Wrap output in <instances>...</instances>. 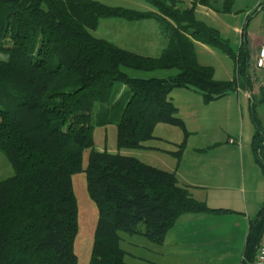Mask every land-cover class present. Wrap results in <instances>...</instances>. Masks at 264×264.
<instances>
[{"label": "trees", "instance_id": "obj_1", "mask_svg": "<svg viewBox=\"0 0 264 264\" xmlns=\"http://www.w3.org/2000/svg\"><path fill=\"white\" fill-rule=\"evenodd\" d=\"M148 1L155 12L97 0H0V151L13 170L0 180V264H77L72 176L80 171L97 209L89 264H129L119 231L162 244L184 213L230 211L208 207L174 172L122 151L144 147L155 137V126L164 123L182 130V140L170 151L180 159L188 132L170 99L175 88L191 89L205 102L241 84L252 88L245 40L233 54L216 29L194 16L195 5L227 12L233 0H222L220 9L217 0H192L183 10L174 0ZM103 18H153L168 44L152 57L95 37L91 31ZM195 41L231 53L235 77L215 79L213 68L196 60ZM128 68H175L177 73L137 78ZM115 83L125 88L113 99ZM117 107L122 108L116 120L117 151L95 149V126L111 123ZM263 138L256 126L251 148L264 178ZM263 237L264 200L249 220L239 264L253 260Z\"/></svg>", "mask_w": 264, "mask_h": 264}, {"label": "rangeland", "instance_id": "obj_2", "mask_svg": "<svg viewBox=\"0 0 264 264\" xmlns=\"http://www.w3.org/2000/svg\"><path fill=\"white\" fill-rule=\"evenodd\" d=\"M97 1L139 12L156 11L155 6L148 0ZM168 2L170 3L171 0ZM174 2L180 10L193 5L192 0H174ZM257 3L258 0H233L231 9L227 12L209 9L203 5H195L194 16L207 26L216 29L219 37L226 41L230 51L236 54L241 40L245 38V36L242 38L240 30L245 28L244 30L247 29L248 35L264 38V9L247 16V12L252 11ZM221 4L222 0H217L215 8L220 9ZM112 27L107 22H100L91 33L95 37L112 41L117 34L115 31L113 32ZM129 30L135 34L138 48L141 51L138 54L149 53L147 56L157 57L168 44L167 36L160 31L158 22L153 18H146L137 25L129 27ZM116 31L119 32V27ZM247 40L249 41V38ZM194 46L196 60L202 65L211 66L214 70L215 79L231 80L235 77V60L231 53H226L217 46L207 45L199 41H195ZM255 56L250 55L248 59L247 71H249L252 81L251 89H249L250 87L245 88V85L241 84L228 95L207 102L202 100L199 93L188 96L182 88H175L171 91L170 99L178 105L177 115L183 119L188 132L185 148L179 160L171 154L156 149L143 147L131 149L138 152V158L141 161L181 176L182 174L190 175L193 181H201L202 176L208 174L202 168L204 164L222 163L226 166L227 179L223 182L225 189L220 191L211 189L210 194H215L214 203L219 207L222 203L237 209V211L242 209L241 206L244 201L248 200L251 210L255 205L256 207L257 205L260 206L264 200V178L259 165L254 160L251 148V139L256 131V126L259 128L262 138L264 137V71L255 70ZM125 70L130 76L137 78H165L177 73L175 68L153 71L129 68ZM121 87H123L121 83H115L113 99L117 98L114 94ZM246 89H249L250 98L245 94ZM0 107L3 106L0 105ZM99 107L100 105L97 104L95 112ZM121 112L122 108H114L110 113L112 115L111 123L105 127L95 126L93 132L95 149H107L109 151L117 149L116 120L120 117ZM172 128L175 129L173 137L177 138V134L181 133L180 140H182V130L176 126ZM229 140L233 142V145ZM158 145L167 147L163 143H158ZM216 145L217 147H215ZM261 148V157L264 159V140L261 143ZM88 152V149L83 152V167L86 165ZM12 174L10 162L0 151V180ZM72 184L78 212V231L74 242V251L78 258L77 264H89L93 234L97 223V209L88 194L84 171L73 174ZM227 210L230 209L227 208ZM119 237L120 246L125 252V261L129 264H148L143 261L142 257L145 258L148 254L151 256L152 252L159 251L158 244L150 241L143 234L119 231ZM199 255L202 254L199 253ZM153 256L156 257L154 254Z\"/></svg>", "mask_w": 264, "mask_h": 264}, {"label": "crops", "instance_id": "obj_3", "mask_svg": "<svg viewBox=\"0 0 264 264\" xmlns=\"http://www.w3.org/2000/svg\"><path fill=\"white\" fill-rule=\"evenodd\" d=\"M142 20L144 19L128 21L125 19L121 20L120 18H103L100 22H107V24L112 25L113 32L115 31V33H117L116 36L114 35L115 39L111 42L125 49L139 53L141 51L138 48V42L134 36L135 34L130 30L128 31V29L133 25H137V23ZM246 25L248 24L246 23ZM118 27L119 32L116 31ZM244 29L240 30V33H242L243 37L245 36L244 40L248 46L249 54L255 56L258 47L264 42V38H260L256 35H248L247 29ZM247 38H249V41ZM144 55H149V53H144ZM182 89L186 91L185 93H187L188 96L196 95L194 93H197L188 88ZM248 93L249 91L246 89L245 94L250 98ZM175 105L178 108L176 103ZM172 127L173 126L169 124H157L154 128L155 137L152 140L147 141L143 148L164 151L170 155V151H173L176 144L181 141V133L177 134L176 132L178 135L177 138L173 137L175 129ZM229 142L233 145L231 140H229ZM158 143H163L167 147H160ZM215 147H217V145ZM224 147L226 146L224 145ZM116 151L117 150H111L110 152ZM122 152L138 158V152L132 150H125ZM202 168L206 170L208 174L203 175V179H200L201 181H193L190 175L185 176L182 174L181 176L176 174L178 182L181 185L189 187L193 197L199 201H205L210 208H225V206H227L226 209L228 208L230 211L219 213L202 212L182 214L167 231L164 242L158 244L157 247H159V251L156 253L152 252L151 256L148 254L145 258L142 257L144 262H147L148 264L240 263L243 256L249 220L256 215L261 205H257V207L255 205V207H252L250 210L251 207H249L247 200L244 201L241 206L242 209L239 211L228 205H223L222 203H220L221 205L219 207L214 203L216 197L215 194H210V191L211 189L213 191L225 189L223 182L227 179L226 166L219 162H211L204 164ZM199 253L202 255L200 256ZM153 254L156 257H154Z\"/></svg>", "mask_w": 264, "mask_h": 264}, {"label": "built area", "instance_id": "obj_4", "mask_svg": "<svg viewBox=\"0 0 264 264\" xmlns=\"http://www.w3.org/2000/svg\"><path fill=\"white\" fill-rule=\"evenodd\" d=\"M264 9V0H258L257 6L247 12V16L250 13H256L258 10ZM254 68L264 71V42L258 47L256 56L254 58ZM249 264H264V237L261 239L253 260Z\"/></svg>", "mask_w": 264, "mask_h": 264}]
</instances>
